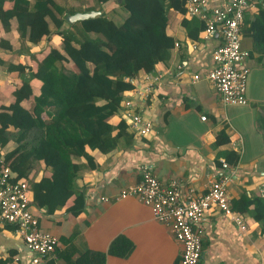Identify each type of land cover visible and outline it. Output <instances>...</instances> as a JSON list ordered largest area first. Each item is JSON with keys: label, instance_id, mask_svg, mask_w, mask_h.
Returning a JSON list of instances; mask_svg holds the SVG:
<instances>
[{"label": "crops", "instance_id": "1", "mask_svg": "<svg viewBox=\"0 0 264 264\" xmlns=\"http://www.w3.org/2000/svg\"><path fill=\"white\" fill-rule=\"evenodd\" d=\"M223 1L208 0L206 10L219 7ZM57 2L67 6V14L102 11V6L109 18L119 20L126 14L115 1L106 5L100 0ZM14 4L15 0H5L0 5V14L12 9ZM263 7L264 3L260 2L247 9L242 23V46L250 53L243 63L250 70L246 105H224L214 86L205 79L213 67V51L222 42L221 34L207 38L200 31L199 38L194 39L189 31L195 34V27L203 19L170 9L167 32L176 44L168 60L156 67L162 76L154 83L153 91L146 99H137L143 117L154 124L152 133L139 136L128 125L127 134L112 152L90 150L97 166H86L79 172L77 185L85 191L81 213H70L67 210L70 203L53 214L32 205L40 228L58 237L54 255L33 263L36 254L27 247L17 226L0 221V261L48 264L51 259L54 264H76L81 254L91 250L106 253L105 264H178L182 245L170 228L154 219L151 208L137 197H120L122 190L140 180L141 168L147 165L161 183L177 181L183 193L189 189L197 194L205 193L212 180L230 175V205L235 213L242 215L246 228L241 229L230 216L210 207L200 221L203 252L199 264H264V231L254 218L255 208L250 205L242 211L236 207V200L242 195L250 199L264 196V24H257V35L252 24ZM77 8L82 11H76ZM184 19L189 22L184 23ZM54 47H63L60 33L34 44L28 32L21 36L16 17L10 20L9 27L0 22V104L9 105L12 91L22 83L19 71L9 70L7 64L36 69L40 59ZM145 73L134 79V89L144 86ZM195 74L201 78L195 80ZM33 85L39 88L41 82L34 80ZM134 89L125 95L133 96ZM23 104L28 105L26 101ZM121 117L114 116L112 122L117 125ZM45 119L49 121L52 116L46 113ZM221 131L230 140L217 144ZM231 150L239 153V162L224 168L222 160H226L225 154ZM0 151L4 152L1 148ZM44 174L50 172L42 170L39 176ZM118 237H124L132 245L127 256L119 254L120 246L119 253L110 252L112 242Z\"/></svg>", "mask_w": 264, "mask_h": 264}, {"label": "trees", "instance_id": "2", "mask_svg": "<svg viewBox=\"0 0 264 264\" xmlns=\"http://www.w3.org/2000/svg\"><path fill=\"white\" fill-rule=\"evenodd\" d=\"M110 1L123 8V18L107 17L102 6L101 14L69 23L65 19L67 6L57 0H15L12 9L0 14L5 27L16 17L21 36L28 32L34 44L55 32L63 37L62 49L51 48L36 69L7 64L9 70L19 71L22 83L12 91L9 105L0 104V148L4 151L0 155L9 163L14 181L30 182L31 204L50 214L68 203L70 213L77 215L83 211L85 191L78 187L77 179L84 167L97 166L90 150L108 154L118 147L120 138L127 134L128 124L121 117L115 125L112 118L121 116L125 92L135 88L131 79L154 71L160 62L168 60L176 44L167 32L168 11L188 14L187 0L100 3L106 5ZM4 2L0 0V5ZM261 23L264 24V7L252 23L256 35L257 24ZM195 28L197 32L190 30L189 34L198 39L200 31H205V21L200 20ZM34 80L41 82L39 88L33 85ZM46 113L52 116L51 120L45 119ZM229 140V135L221 131L216 143ZM225 156L231 166H236L240 159L233 150ZM42 170L50 174L39 176ZM250 205L254 206V218L264 231V196L250 199L242 195L236 200V207L242 211ZM119 246L121 253L117 251ZM131 249L127 239L118 237L110 252L127 256ZM105 260L106 253L87 250L76 264H105ZM48 264L54 263L50 259Z\"/></svg>", "mask_w": 264, "mask_h": 264}, {"label": "built area", "instance_id": "3", "mask_svg": "<svg viewBox=\"0 0 264 264\" xmlns=\"http://www.w3.org/2000/svg\"><path fill=\"white\" fill-rule=\"evenodd\" d=\"M264 0H224L219 7L206 10L208 0H187L189 15L200 16L206 23L205 36L220 33L222 42L212 54L213 67L207 79L220 95L224 105H246L249 68L243 63L249 51L242 46V23L247 9ZM162 76L155 69L146 72L145 84L134 89L133 96H125L121 106V116L139 136H148L154 129L151 120L143 117L138 100L146 99L153 91V85ZM201 75L195 74L194 79ZM134 78L131 79V82ZM206 119V116H202ZM224 168H229L222 160ZM141 178L134 185L124 189L120 197L135 196L148 205L154 219L166 224L174 237L182 245L181 259L178 264H199L203 252V231L200 226L205 212L216 207L230 216L241 229L246 228L242 215L235 213L230 205L228 191L230 175H223L210 182L207 192L197 194L194 189L183 193L177 181L163 184L149 166L141 168ZM31 184L27 180L14 181L9 163L0 155V221L17 226L27 247L36 255L33 263L54 255L58 237L40 228L38 217L32 212Z\"/></svg>", "mask_w": 264, "mask_h": 264}, {"label": "water", "instance_id": "4", "mask_svg": "<svg viewBox=\"0 0 264 264\" xmlns=\"http://www.w3.org/2000/svg\"><path fill=\"white\" fill-rule=\"evenodd\" d=\"M119 1H122V0H119ZM99 14H101V11H99V10H90V11H86V12H75V13L67 14L65 16V19L69 23H73V22L78 21V20H84L87 18L95 17Z\"/></svg>", "mask_w": 264, "mask_h": 264}]
</instances>
